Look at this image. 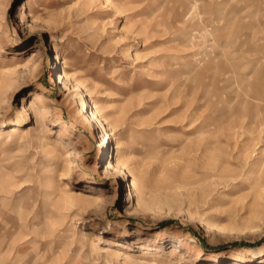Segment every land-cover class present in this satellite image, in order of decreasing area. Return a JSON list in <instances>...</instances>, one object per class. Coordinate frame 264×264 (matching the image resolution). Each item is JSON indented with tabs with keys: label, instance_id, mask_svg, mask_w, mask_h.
I'll use <instances>...</instances> for the list:
<instances>
[{
	"label": "rangeland",
	"instance_id": "1",
	"mask_svg": "<svg viewBox=\"0 0 264 264\" xmlns=\"http://www.w3.org/2000/svg\"><path fill=\"white\" fill-rule=\"evenodd\" d=\"M183 2L0 0V264H264V0Z\"/></svg>",
	"mask_w": 264,
	"mask_h": 264
},
{
	"label": "bare ground",
	"instance_id": "2",
	"mask_svg": "<svg viewBox=\"0 0 264 264\" xmlns=\"http://www.w3.org/2000/svg\"><path fill=\"white\" fill-rule=\"evenodd\" d=\"M178 1V0H177ZM198 2V1H197ZM181 5H183V7H184V9L183 10H181V12H180V15L181 16H187L189 13H190V7L188 8L187 6H185L184 5V2H183V0H181V3H180ZM196 6V5H195ZM192 10H194V9H192ZM192 12V11H191ZM191 14V13H190Z\"/></svg>",
	"mask_w": 264,
	"mask_h": 264
}]
</instances>
